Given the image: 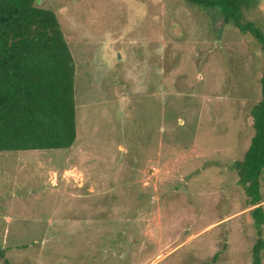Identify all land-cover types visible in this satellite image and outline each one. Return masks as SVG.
<instances>
[{
	"label": "rangeland",
	"instance_id": "obj_1",
	"mask_svg": "<svg viewBox=\"0 0 264 264\" xmlns=\"http://www.w3.org/2000/svg\"><path fill=\"white\" fill-rule=\"evenodd\" d=\"M237 1L264 30V0ZM33 4L74 60L76 138L0 151V264H252L233 162L253 134L258 41L184 0ZM260 192L264 210V168Z\"/></svg>",
	"mask_w": 264,
	"mask_h": 264
},
{
	"label": "trees",
	"instance_id": "obj_2",
	"mask_svg": "<svg viewBox=\"0 0 264 264\" xmlns=\"http://www.w3.org/2000/svg\"><path fill=\"white\" fill-rule=\"evenodd\" d=\"M33 1L0 0V151L63 149L76 138L74 60L53 10ZM184 2L218 9L225 22L253 36L264 53V30L244 19L237 0ZM259 83L260 99L250 108L253 134L242 158L233 162L258 235L252 264H261L264 248V62ZM4 264L10 263L4 259Z\"/></svg>",
	"mask_w": 264,
	"mask_h": 264
}]
</instances>
